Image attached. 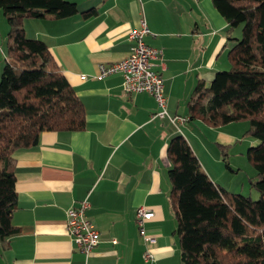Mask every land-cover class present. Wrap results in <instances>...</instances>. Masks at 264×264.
<instances>
[{"label":"crops","instance_id":"crops-1","mask_svg":"<svg viewBox=\"0 0 264 264\" xmlns=\"http://www.w3.org/2000/svg\"><path fill=\"white\" fill-rule=\"evenodd\" d=\"M67 1L76 4L75 15L25 19L23 29L26 37L46 44L82 103L85 126L43 131L37 145L13 153L17 203L11 222L18 232L0 246V264H180L167 145L181 134L212 179L210 159L219 162L208 157L204 132L213 131L221 146L234 136L228 124L211 127L193 119L178 131L166 118H151L158 109L151 95L128 94L121 74L100 79L97 69L128 56V34L144 16L151 32L145 42L161 50L154 69L162 76L167 112L189 116L187 101L198 80L208 84L228 68V24L212 0ZM8 29L0 9V74ZM84 199L99 232L88 256L69 236L65 215ZM139 206L154 212L144 225L155 238L148 246L150 261L143 258L147 246L135 224Z\"/></svg>","mask_w":264,"mask_h":264},{"label":"trees","instance_id":"trees-1","mask_svg":"<svg viewBox=\"0 0 264 264\" xmlns=\"http://www.w3.org/2000/svg\"><path fill=\"white\" fill-rule=\"evenodd\" d=\"M225 18L232 46L228 69L210 83L198 80L188 101L189 120L220 127L248 121L247 150L259 198L229 193L212 182L181 134L166 148L170 200L177 221L180 264H264V0H212ZM9 26L0 74V246L16 234L14 152L37 145L43 131H80L81 101L46 44L28 38L23 21L75 15L67 0H0ZM92 12H87L90 15ZM239 29V30H238ZM238 31L239 36H234Z\"/></svg>","mask_w":264,"mask_h":264},{"label":"built area","instance_id":"built-area-1","mask_svg":"<svg viewBox=\"0 0 264 264\" xmlns=\"http://www.w3.org/2000/svg\"><path fill=\"white\" fill-rule=\"evenodd\" d=\"M151 32L144 16L139 19V27L130 30L128 39L132 43L130 52L123 60L99 64L97 77L102 79L110 74L122 75V89L128 94L146 92L151 95L156 104L157 111L151 118H166L178 131L179 127L189 121L188 116L170 115L167 112V98L163 93L162 76L154 69L155 61L161 58V50L146 44L145 37ZM89 207L87 199L78 205L70 207L66 215V229L77 247L88 256L99 242V232L92 225L86 215ZM154 216L150 208L139 206L135 211V224L140 237L147 248L143 253L144 260L150 261L152 253L149 245L155 243V238L150 236L145 229V222Z\"/></svg>","mask_w":264,"mask_h":264},{"label":"rangeland","instance_id":"rangeland-1","mask_svg":"<svg viewBox=\"0 0 264 264\" xmlns=\"http://www.w3.org/2000/svg\"><path fill=\"white\" fill-rule=\"evenodd\" d=\"M248 127L246 120L228 124L226 130L234 136L229 145H219L213 131H205L206 138L203 135L202 137L209 148L208 157L216 156L219 162L217 164L215 160L210 159L212 170L209 171L213 179L211 180L226 192L257 200L259 193L251 184V181L256 177V171L248 160L247 150L249 147L257 145L258 142L245 134ZM220 172H222L221 177L217 175Z\"/></svg>","mask_w":264,"mask_h":264}]
</instances>
